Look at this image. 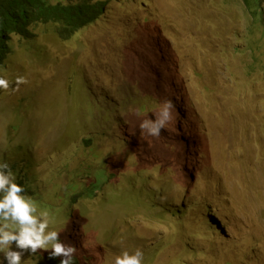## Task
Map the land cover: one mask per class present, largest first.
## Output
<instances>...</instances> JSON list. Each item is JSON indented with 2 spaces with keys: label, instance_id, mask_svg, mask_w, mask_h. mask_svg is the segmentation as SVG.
<instances>
[{
  "label": "rangeland",
  "instance_id": "1",
  "mask_svg": "<svg viewBox=\"0 0 264 264\" xmlns=\"http://www.w3.org/2000/svg\"><path fill=\"white\" fill-rule=\"evenodd\" d=\"M108 1L68 40L13 38L0 162L80 264H264V1L256 25L244 0Z\"/></svg>",
  "mask_w": 264,
  "mask_h": 264
},
{
  "label": "clouds",
  "instance_id": "2",
  "mask_svg": "<svg viewBox=\"0 0 264 264\" xmlns=\"http://www.w3.org/2000/svg\"><path fill=\"white\" fill-rule=\"evenodd\" d=\"M75 1L77 0L68 2L73 4ZM96 1L105 4V12L100 16L101 18L109 7V1ZM21 82V78H17V84ZM8 88L9 81L0 76V90ZM170 107L171 101H165L161 116L154 120L143 121L140 125L141 130L147 129L149 134L159 135L169 118ZM182 146L185 147L187 144ZM13 242H15V248H13ZM41 249L50 250L51 258L61 257L60 264H74L76 248L62 242L60 232L50 227L47 216L37 213L35 203L26 195L24 185L17 182L10 164L7 161L0 162V253H3L0 256V264H22L25 252L35 255ZM142 261L143 252L137 248L132 253L122 251L116 255L113 264H142ZM23 264H26L25 259Z\"/></svg>",
  "mask_w": 264,
  "mask_h": 264
},
{
  "label": "trees",
  "instance_id": "3",
  "mask_svg": "<svg viewBox=\"0 0 264 264\" xmlns=\"http://www.w3.org/2000/svg\"><path fill=\"white\" fill-rule=\"evenodd\" d=\"M244 1L256 17L253 24L261 23L262 18L258 17L257 11L262 7L264 0ZM104 12L105 4L94 0H78L73 4L65 0H0V66H3L13 50L11 45L13 36L32 40L35 37L34 26L52 23L57 25V35L68 40L88 24L99 20ZM12 169L15 172L18 170V162L12 165ZM96 172L98 181L102 184L107 175L103 170ZM23 180L26 182L27 178L24 176ZM94 181L97 179L95 178ZM17 182L24 185L22 181ZM86 192L78 195L77 198L86 196ZM25 193L29 196L33 192L25 187ZM60 259L61 257L51 258L47 253L36 264H60ZM74 264H80L78 258L74 257Z\"/></svg>",
  "mask_w": 264,
  "mask_h": 264
}]
</instances>
